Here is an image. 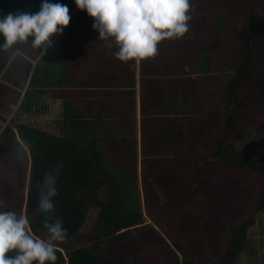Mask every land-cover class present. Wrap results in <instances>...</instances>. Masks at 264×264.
Returning a JSON list of instances; mask_svg holds the SVG:
<instances>
[{
  "label": "trees",
  "instance_id": "16d2710c",
  "mask_svg": "<svg viewBox=\"0 0 264 264\" xmlns=\"http://www.w3.org/2000/svg\"><path fill=\"white\" fill-rule=\"evenodd\" d=\"M51 2L66 4L72 19L62 35L57 38L54 35V45L48 49L44 57H40L39 50L30 48L34 55L31 56L39 59L35 69L42 61L52 60L54 70L45 73L48 79L46 82L35 79L34 70L30 87L25 94L28 103L21 105V108L25 105V110L31 111L33 105L31 98L35 93L57 91V97L63 99L68 107L67 117L64 123H61L64 135L48 134L17 119H12L11 124L6 126L2 133L4 139H0V151H2L0 161L7 160L9 168L14 169L17 175L16 180L8 182L5 189L9 193L8 197L11 194L22 196L26 190L27 201L25 205L24 201L10 200L4 204L3 210L29 216L33 234L46 238L48 233L44 223L47 218L36 215L40 193L38 185L47 171L60 164L62 167L57 181L59 195L54 198L55 216L63 219L67 236L63 242L57 244L56 264H203L188 253V247H192L189 243L194 241V238L203 245L207 258L205 264H238L241 254L250 246L252 227L256 224L259 215L264 213V156L241 153L235 146V139L239 136L238 132L245 113L256 104V100L246 97L247 86L255 83L264 97V1L254 0L255 7L245 10L237 5L236 0L221 1L222 11L215 14L214 17H217L210 22L211 25L224 28L223 38L214 42L219 46L213 51H209L208 47L193 48L198 50L199 62L196 67L202 74L211 75L214 71L219 73L214 75L216 81L214 84L211 82L207 91L200 93L201 95L194 91L190 98L179 90L176 93L178 97L167 93L164 96L163 106L153 100V105L162 108L166 114L173 112L172 110L184 114L189 112L188 108L191 109L192 105L198 107L200 111L196 126L191 127V138L195 141V163L191 169L181 171L176 177L171 174L170 179L166 176L149 174L154 178L149 180V184L153 189L155 187L152 197L157 201V204L152 203L151 208L154 206L156 209L161 208L165 219L170 218L168 238L154 229L158 236L154 234L147 244L145 240L144 248H139V251L136 250L126 256L118 251L119 244L130 243L131 246L141 243L140 238L144 235L142 231L148 227L141 193L139 189L137 190L138 183L120 174L108 164L107 139L96 135L94 125L89 124L88 119L85 122L83 118L73 114L70 108L71 99L66 97L62 89L77 85L70 79L68 64L72 60L79 63L85 56L81 49L71 50L66 37L77 32L84 34L87 38L83 46L88 47L87 42L91 39L94 18L90 17L86 10L77 8L75 0ZM190 2L195 3L194 0ZM41 3L42 0H0V16L16 12L36 13L40 10ZM233 3L236 7L232 6ZM210 5L216 8V5ZM200 20L202 22L206 19ZM201 32L202 30L199 29L197 34H202ZM201 39L205 40V38ZM210 41L212 39L207 40L208 43ZM3 43L4 37L0 35V44ZM221 44L223 45L220 46ZM28 47H31L30 41L18 43L9 50L0 49V66L3 67L15 52L19 50L26 52ZM117 50L114 47L113 54ZM17 54L21 55L20 52ZM179 56L178 54L176 56V52L172 56L174 64ZM146 62L148 59L145 60V64ZM130 64L136 67L138 65L135 60H131ZM157 64L153 63L155 66L148 69L154 71ZM141 65H144L142 61ZM56 66L58 68L55 69ZM227 69L231 70L228 74L224 72ZM128 78L125 84L116 76L109 79L102 77L101 80L104 85H111L117 89L127 85L129 88L123 92L134 95L137 86L136 73L130 72ZM154 80L148 75L141 81L142 93L149 90V84L154 93L158 87L160 88L161 80L156 79V82ZM57 86L61 89L56 90ZM84 86L88 87L92 84L88 80ZM141 105L144 107L145 98L142 99ZM77 121L79 122L76 123ZM103 122L108 123V120L103 118ZM80 125L83 127L78 128ZM177 134L174 132V126H171L165 140H172L171 138L177 137ZM121 138L129 151L138 155V144L134 145L124 134ZM142 143L145 149L149 148L147 136L142 135ZM212 163H218L234 172L251 171L259 175L261 185L257 192L255 208L246 217L235 216L232 219L233 223H226L223 213L221 211L219 213L220 206L216 208L214 206L213 211L207 215L206 223L195 227L194 223L200 218L196 216L197 209L194 206L196 201L194 197L200 190V185L196 181L199 176H203L204 168ZM182 188L187 189L189 194L175 195L173 190ZM86 190L90 193L88 195L90 201L84 194ZM233 194L236 197L244 196L240 190L239 194L236 192ZM93 204L99 207V212L90 232L85 233L82 229L89 218V210ZM227 228L229 236L222 245L220 237ZM168 239L172 241V245L169 244ZM179 252L182 253V257Z\"/></svg>",
  "mask_w": 264,
  "mask_h": 264
},
{
  "label": "rangeland",
  "instance_id": "374dc122",
  "mask_svg": "<svg viewBox=\"0 0 264 264\" xmlns=\"http://www.w3.org/2000/svg\"><path fill=\"white\" fill-rule=\"evenodd\" d=\"M194 1L195 3L197 1L196 5L190 2L194 11L191 12L193 18L189 21L190 27L193 26L194 28L189 27L187 34L181 39H166L167 42H160L158 54L154 58H149V63L146 62L145 64V60H142L144 65L137 62V67L130 64V61L123 62L114 57L113 50L115 46L106 49L104 45L106 42L99 40L97 31L96 40H98L100 50L93 49L92 42H87L88 47H84L87 38L84 34L76 33L66 37L71 50L81 49L80 51L85 53L84 58L82 57L79 63L72 60L68 64L70 79L77 84L62 88L66 97L71 99L72 107L70 108L74 115L83 118L85 122L88 119L89 124L94 125L97 136L107 139L106 158L108 164L120 174L136 180L138 183L137 190L139 189L141 193L142 207L148 227H145L142 231L144 235L143 238H140L141 243L131 246L130 243H126L127 245L119 244L117 249L125 256L129 253L133 254L136 250L139 251V248H144L145 240L147 244L150 237L155 234V230L163 237L168 238L169 232L167 229H170V218L165 219L161 208L156 209L155 206L151 208L152 203L157 204V201L153 200L152 197L155 187L154 189L150 187L149 180H154V178L149 174H155L158 177L160 175L166 176L170 179L171 174L176 177L181 171L191 169L195 163L196 150L195 141L191 138V127L196 126L197 115L200 111L198 107L192 105L191 109L188 108L189 112L184 114L175 110L166 114L162 108L153 105L155 99L158 105L163 106L164 96L170 93L178 97L176 95L178 90L183 95H188L189 98L194 91L201 95L200 93L208 90L211 82L214 84L216 81L214 75L219 74L215 71L211 75L202 74L196 67L199 62L198 50L193 48L208 47L209 51H213L214 48L219 46L214 42L223 38L224 28L214 24L211 25L210 22L217 17H214L215 14L222 11V0ZM236 1L237 5L243 10L255 7L254 0ZM263 1L259 0V2ZM210 4L216 5V8H212ZM232 6L236 7L234 3ZM201 18L206 20L200 22ZM210 19L211 21H209ZM199 29L202 30V34H197ZM201 38H205V40ZM209 39H212V41L208 43L207 40ZM28 48L26 52L20 50L15 52L3 67L0 66V139H4L2 133L6 126L11 124L12 119L23 120L48 134L64 135V128L61 123H64L65 117H67L68 107L61 98L57 97V91L47 90L43 94L35 93L31 98L33 102L30 108L31 111H26L25 105L22 107L23 110L21 108V105L28 103L24 91L25 89L27 91L30 87L32 71L35 70V79H42L43 82H46L48 79L45 73L54 70L52 60L42 61L35 69L39 59L33 57L32 49H30L32 47ZM19 52L22 56L17 54ZM103 52L105 53L103 54ZM175 52L176 56L177 54L180 56L174 64L172 56ZM153 63L157 64L154 71L148 69L155 66ZM229 71L231 70H224L227 74ZM130 72L136 73L137 86L134 95H127L123 90H117V87H113L114 89L105 88L101 80L102 77H108L109 79L116 76L125 84V81L129 80L128 74ZM148 75L155 80H161L162 85L157 88L158 90L155 93L151 88V84H149V90L145 88L148 91L143 93L141 91V81L146 79ZM88 80L92 86L86 87L84 84ZM155 80L154 82L157 81ZM170 80L173 82L169 83ZM122 87L124 91L129 88L127 85ZM55 89L61 88L57 86ZM245 95L256 100V104L246 111L238 132L239 136L235 139V146L241 153L264 156V97L255 86V83L247 86ZM144 98L145 105L143 107L141 102ZM103 118L107 119L108 123H104ZM171 126H174V132H177L178 136L167 141L165 137L168 135ZM81 127L83 125L78 128ZM123 134L128 136L134 145L138 144V155L131 153L124 145L125 143L121 141ZM142 135L147 136L149 139V148H144ZM0 152L2 153V151ZM16 175V171L9 168L7 160L0 161V201H4V204H6L10 200H18V202L24 201L26 205V190L22 196L11 194L8 197L9 193L5 189L8 182L16 180ZM196 183L200 185V190L194 197L196 199L194 206L197 209L196 216L200 218H198L197 223H194L195 227L206 223L207 215L213 211L214 206L215 208L220 206L219 213L220 211L223 213L226 223H233L232 219L235 216L246 217L255 208L257 192L261 185L257 173L251 171L243 173L239 170L234 172L218 163L206 166L203 176H199ZM239 190L243 193V197H236L233 194V192L239 194ZM173 191L178 196H182L184 193L189 194L185 188ZM84 194L87 195V199L90 201L88 198L90 193L86 190ZM98 212L99 207L93 204L89 210V218L82 229L83 232H90ZM224 213L227 215H224ZM227 230L220 237L222 245L228 239L229 230ZM155 235L158 236V234ZM196 240L194 238V241L189 243L192 247H188V253L189 255L192 254L191 256L197 261L205 264L207 258L203 245L196 242ZM168 242L172 245L171 240L168 239ZM179 254L182 257V253L179 252ZM237 263L264 264V213L259 215L256 224L252 227L250 246L241 254Z\"/></svg>",
  "mask_w": 264,
  "mask_h": 264
},
{
  "label": "clouds",
  "instance_id": "9594fccd",
  "mask_svg": "<svg viewBox=\"0 0 264 264\" xmlns=\"http://www.w3.org/2000/svg\"><path fill=\"white\" fill-rule=\"evenodd\" d=\"M75 4L94 18L92 27L99 33V40L109 48L115 46L118 50L114 55L123 62L154 58L160 42L183 38L194 11L190 0H75ZM69 12L66 4L42 0L36 13L0 16V35L4 37L0 49L30 41L44 57L54 45V35H62L70 25ZM61 167L57 164L47 171L38 185L36 215L47 218L46 238L33 234L29 216L3 210L4 201H0V264H56L57 244L67 236L63 219L55 216Z\"/></svg>",
  "mask_w": 264,
  "mask_h": 264
},
{
  "label": "crops",
  "instance_id": "0c3cea01",
  "mask_svg": "<svg viewBox=\"0 0 264 264\" xmlns=\"http://www.w3.org/2000/svg\"><path fill=\"white\" fill-rule=\"evenodd\" d=\"M76 7H77V5H76ZM78 8V7H77ZM76 8V9H77ZM72 31H73V29H72ZM74 32V31H73ZM77 33H79V32H77ZM92 33V35H91V39H90V41H89V43L90 42H92L93 43V46H94V48L93 49H98V50H100L99 49V43H98V40H96L97 39V36L98 35H96L97 34V32H96V30H94L93 29V31L91 32ZM80 34V33H79ZM58 36H60V35H56V37L55 38H57ZM93 40H94V42H93ZM96 40V41H95ZM95 44V45H94ZM104 45L106 46V49L108 48V46H107V44L106 43H104ZM105 52H103V54H104ZM113 56L115 57V55L113 54ZM141 62V61H140ZM104 87L105 88H111V89H114L113 87L114 86H111V85H104ZM117 90H124V88L122 87V88H120V87H118V89ZM62 101H63V99H62Z\"/></svg>",
  "mask_w": 264,
  "mask_h": 264
},
{
  "label": "water",
  "instance_id": "95a60500",
  "mask_svg": "<svg viewBox=\"0 0 264 264\" xmlns=\"http://www.w3.org/2000/svg\"><path fill=\"white\" fill-rule=\"evenodd\" d=\"M25 91H26V89H25ZM25 91H24V93H25Z\"/></svg>",
  "mask_w": 264,
  "mask_h": 264
},
{
  "label": "flooded vegetation",
  "instance_id": "af4514ba",
  "mask_svg": "<svg viewBox=\"0 0 264 264\" xmlns=\"http://www.w3.org/2000/svg\"><path fill=\"white\" fill-rule=\"evenodd\" d=\"M27 91H25V93H26Z\"/></svg>",
  "mask_w": 264,
  "mask_h": 264
}]
</instances>
